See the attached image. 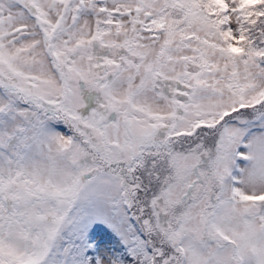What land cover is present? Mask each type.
<instances>
[{
    "label": "snow or ice",
    "instance_id": "obj_1",
    "mask_svg": "<svg viewBox=\"0 0 264 264\" xmlns=\"http://www.w3.org/2000/svg\"><path fill=\"white\" fill-rule=\"evenodd\" d=\"M0 264H264V0H0Z\"/></svg>",
    "mask_w": 264,
    "mask_h": 264
}]
</instances>
